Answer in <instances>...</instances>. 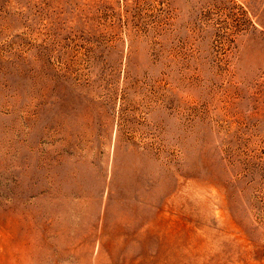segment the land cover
Listing matches in <instances>:
<instances>
[{
  "label": "rangeland",
  "instance_id": "374dc122",
  "mask_svg": "<svg viewBox=\"0 0 264 264\" xmlns=\"http://www.w3.org/2000/svg\"><path fill=\"white\" fill-rule=\"evenodd\" d=\"M0 264H264V0H0Z\"/></svg>",
  "mask_w": 264,
  "mask_h": 264
}]
</instances>
